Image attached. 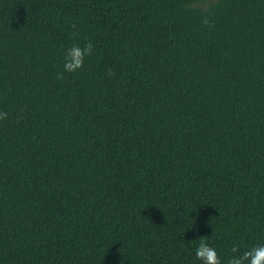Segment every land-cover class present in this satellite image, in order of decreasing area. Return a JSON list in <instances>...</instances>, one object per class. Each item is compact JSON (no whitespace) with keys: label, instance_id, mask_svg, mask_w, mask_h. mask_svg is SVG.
<instances>
[{"label":"trees","instance_id":"16d2710c","mask_svg":"<svg viewBox=\"0 0 264 264\" xmlns=\"http://www.w3.org/2000/svg\"><path fill=\"white\" fill-rule=\"evenodd\" d=\"M0 112V264L264 245V0H0Z\"/></svg>","mask_w":264,"mask_h":264},{"label":"clouds","instance_id":"9594fccd","mask_svg":"<svg viewBox=\"0 0 264 264\" xmlns=\"http://www.w3.org/2000/svg\"><path fill=\"white\" fill-rule=\"evenodd\" d=\"M207 23V21H205ZM94 45L91 41L87 42L83 47L73 44L64 53L63 71L57 73V79L63 80L64 73H75L84 66L85 58L92 55ZM108 74L112 75L111 70ZM7 113L0 112V119H5ZM199 245L196 248L195 256L202 264H221V259L217 255L215 247L208 244L205 237L199 238ZM232 253L239 252L237 247L231 249ZM227 264H264V245H258L245 250L242 254L233 255L227 261Z\"/></svg>","mask_w":264,"mask_h":264}]
</instances>
